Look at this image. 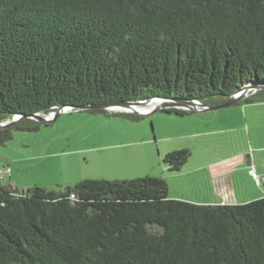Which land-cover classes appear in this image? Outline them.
Segmentation results:
<instances>
[{"label":"trees","instance_id":"trees-1","mask_svg":"<svg viewBox=\"0 0 264 264\" xmlns=\"http://www.w3.org/2000/svg\"><path fill=\"white\" fill-rule=\"evenodd\" d=\"M251 82L264 85V0H0V123L23 117L0 148L62 106L217 105ZM263 101L264 89L235 106ZM190 157L164 163L177 172ZM169 192L155 176L0 185V264H264V197L202 205Z\"/></svg>","mask_w":264,"mask_h":264},{"label":"rangeland","instance_id":"rangeland-1","mask_svg":"<svg viewBox=\"0 0 264 264\" xmlns=\"http://www.w3.org/2000/svg\"><path fill=\"white\" fill-rule=\"evenodd\" d=\"M106 111H71L38 132L15 131L13 140L0 148V185L23 191L74 186L79 177L117 181L164 176L170 198L196 204L215 205L222 198L242 204L264 196V182L260 188L257 181L264 177V101L180 120L157 111L134 122L120 114L126 112ZM182 149L192 155L185 170L196 175L166 169L165 157Z\"/></svg>","mask_w":264,"mask_h":264},{"label":"water","instance_id":"water-1","mask_svg":"<svg viewBox=\"0 0 264 264\" xmlns=\"http://www.w3.org/2000/svg\"><path fill=\"white\" fill-rule=\"evenodd\" d=\"M264 89V85L261 83H249L240 91L229 96L224 102L217 105H206L199 101L197 102H189V103H181L175 102L174 100H167L165 98H152L144 101H135V102H114L110 104H105L101 106L95 107H66L62 106L58 108L56 111L51 112L49 114H34L30 118L36 120L44 125H50L55 122L65 113L71 111H82L88 108H98L104 110H117L126 113H134L138 115H150L154 112L161 111L162 109L167 108H181L184 110H190L193 112H203L210 111L216 109L228 108L236 105L242 100L254 95L260 90ZM23 119L22 116L16 115L12 119L7 120L5 122L0 123V130L13 127L17 125Z\"/></svg>","mask_w":264,"mask_h":264},{"label":"crops","instance_id":"crops-1","mask_svg":"<svg viewBox=\"0 0 264 264\" xmlns=\"http://www.w3.org/2000/svg\"><path fill=\"white\" fill-rule=\"evenodd\" d=\"M197 113H199V112H193V114H190V115H185V116H183V117H178L179 118V120L180 119H183V118H189V117H194V116H197ZM153 114V113H152ZM169 115H171V114H169ZM197 123H198V121H196ZM208 133H203V134H200V133H198L197 135H195L194 133H191V135L193 136V137H198V136H202V135H207ZM156 139H155V137H154V141H155ZM187 144V143H186ZM186 144H183L182 146H185ZM186 147V146H185ZM103 154H107V152H102ZM192 156V155H191ZM190 163V160L185 164V165H188ZM251 164V163H250ZM184 165V166H185ZM184 166L177 172V173H179L181 176H184V175H196L197 173H195L194 171H192V170H190V171H192V172H187L186 170H185V168H184ZM167 170H169V167L167 166V168H166ZM194 170V169H193ZM199 173V172H198ZM215 173L216 172H214V173H212V175L211 176H214L215 175ZM219 174V176H222L223 174L222 173H218ZM222 174V175H221ZM225 176L224 177H226L227 176V174H224ZM246 175L250 178V179H252V177H251V175H250V173L249 172H247L246 173ZM209 176H210V174H209ZM164 176H161V178H163ZM214 178V177H213ZM123 179H126V178H123ZM164 179V178H163ZM85 180V179H84ZM79 181H82V178H77V180H74V182L73 183H77V182H79ZM252 181H253V179H252ZM257 181L258 182H260L259 183V187L260 188H263V185H262V183L264 182V177H261V178H259V179H257ZM264 197V196H263ZM258 198H262V197H254V198H251L250 200H248V201H245V202H243V203H246V202H249V201H251V200H254V199H258ZM173 199H180V200H185V198H183V197H181V198H179V197H174ZM188 201H191L192 202V200H188ZM234 202V201H232V200H226V199H224V198H222L220 201L219 200H215V202L214 201H212V202H214V203H219V204H230V203H228V202ZM197 202V201H196ZM194 203V202H193ZM199 203H207V202H199ZM211 203V202H210ZM242 203V204H243ZM241 204V203H240Z\"/></svg>","mask_w":264,"mask_h":264},{"label":"built area","instance_id":"built-area-1","mask_svg":"<svg viewBox=\"0 0 264 264\" xmlns=\"http://www.w3.org/2000/svg\"><path fill=\"white\" fill-rule=\"evenodd\" d=\"M1 173V172H0Z\"/></svg>","mask_w":264,"mask_h":264}]
</instances>
